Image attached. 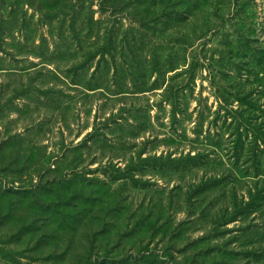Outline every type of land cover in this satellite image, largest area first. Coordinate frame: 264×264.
<instances>
[{"label":"rangeland","instance_id":"obj_1","mask_svg":"<svg viewBox=\"0 0 264 264\" xmlns=\"http://www.w3.org/2000/svg\"><path fill=\"white\" fill-rule=\"evenodd\" d=\"M0 264H264V0H0Z\"/></svg>","mask_w":264,"mask_h":264}]
</instances>
